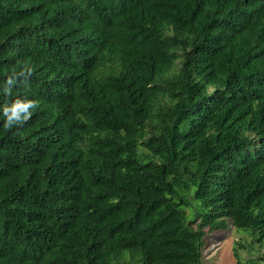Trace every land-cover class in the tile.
Listing matches in <instances>:
<instances>
[{"label": "trees", "instance_id": "obj_1", "mask_svg": "<svg viewBox=\"0 0 264 264\" xmlns=\"http://www.w3.org/2000/svg\"><path fill=\"white\" fill-rule=\"evenodd\" d=\"M229 222L264 240V0H0V264H202Z\"/></svg>", "mask_w": 264, "mask_h": 264}, {"label": "rangeland", "instance_id": "obj_2", "mask_svg": "<svg viewBox=\"0 0 264 264\" xmlns=\"http://www.w3.org/2000/svg\"><path fill=\"white\" fill-rule=\"evenodd\" d=\"M252 239L249 231L234 228L229 222L226 229L206 235L202 264H237V260L243 263L255 258L264 251V240L253 242Z\"/></svg>", "mask_w": 264, "mask_h": 264}, {"label": "clouds", "instance_id": "obj_3", "mask_svg": "<svg viewBox=\"0 0 264 264\" xmlns=\"http://www.w3.org/2000/svg\"><path fill=\"white\" fill-rule=\"evenodd\" d=\"M27 74V76H30L32 74V69L25 67L22 75ZM27 76H25V79H27ZM12 81L9 80V84H11ZM37 107V102L27 100V101H20L17 100L15 103H13L10 107L5 106L4 107V115L6 117V124L5 127H11L13 124H19L23 123L27 119L31 117V109Z\"/></svg>", "mask_w": 264, "mask_h": 264}]
</instances>
